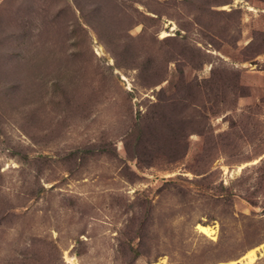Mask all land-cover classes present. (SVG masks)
I'll return each instance as SVG.
<instances>
[{
    "label": "rangeland",
    "instance_id": "obj_1",
    "mask_svg": "<svg viewBox=\"0 0 264 264\" xmlns=\"http://www.w3.org/2000/svg\"><path fill=\"white\" fill-rule=\"evenodd\" d=\"M252 250L264 0H0V264Z\"/></svg>",
    "mask_w": 264,
    "mask_h": 264
},
{
    "label": "bare ground",
    "instance_id": "obj_2",
    "mask_svg": "<svg viewBox=\"0 0 264 264\" xmlns=\"http://www.w3.org/2000/svg\"><path fill=\"white\" fill-rule=\"evenodd\" d=\"M198 229L200 230L201 233L205 234L208 237H211L216 232L214 228L209 226L199 225ZM67 259L71 264H79V262L75 258L68 257ZM256 259H257V252L255 250H252L249 251L241 260H239L238 262H233L232 264H239L242 262H246L247 264H253Z\"/></svg>",
    "mask_w": 264,
    "mask_h": 264
}]
</instances>
